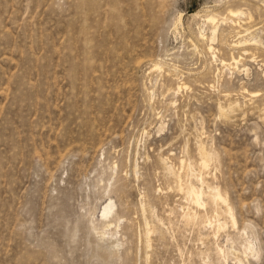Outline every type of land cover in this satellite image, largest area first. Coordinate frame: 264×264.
Segmentation results:
<instances>
[{
	"label": "rangeland",
	"instance_id": "obj_1",
	"mask_svg": "<svg viewBox=\"0 0 264 264\" xmlns=\"http://www.w3.org/2000/svg\"><path fill=\"white\" fill-rule=\"evenodd\" d=\"M0 264H264V0H0Z\"/></svg>",
	"mask_w": 264,
	"mask_h": 264
},
{
	"label": "bare ground",
	"instance_id": "obj_2",
	"mask_svg": "<svg viewBox=\"0 0 264 264\" xmlns=\"http://www.w3.org/2000/svg\"><path fill=\"white\" fill-rule=\"evenodd\" d=\"M244 13L241 11V10H237V11H232V10H229L228 11V15L230 17H239L240 15H243ZM214 20L215 18L214 17H209L207 19V22L209 23H214ZM232 21V20H231ZM234 23V22H232ZM217 26L214 25L212 26V36L211 38L209 39V41L211 42L210 45L207 46V51L209 52V54L211 55V57L213 58L214 60V50L212 48V42L215 40L216 38V34H217ZM236 34H240L239 32H237ZM251 35V34H250ZM247 36V35H246ZM246 36H237V40L236 41H232L231 44L229 45V48L231 50L233 49H240L241 51H243V53H246L248 50H247V47H244V46H247V44L249 42H254V43H257L259 42L258 40H256V37H249L247 38ZM205 36L203 35V32L199 33V38L202 40V39H207L206 37L204 38ZM214 53V54H213ZM240 58H236L234 56L231 57V63H225V60H220V63L222 65H236L237 66V63L239 62ZM161 64L160 63H156L154 64V68L160 66ZM237 69V68H236ZM182 87H184V84H179L177 86V88H175V90L179 91ZM197 149V148H196ZM197 154V153H196ZM198 154L200 156V163L197 165L198 166V172L196 173H193V179L196 180V181H200V186L198 185L197 182H195L196 184L192 183V182H189L187 183L188 181H186V183H183L182 180L183 179V174L178 171L177 169V173H176V184H177V190L178 191H181L183 192L184 195H186L185 197H187L189 200L190 203H192V205H194L196 208H200L201 206H209L211 210H213V212L215 213H218V208L219 210L222 211V213L224 214L225 217H228L232 224L235 225L236 222L235 220L232 218V214L230 213V208L226 202V196L224 193H222L216 186H209L208 183H205L203 180H202V174L203 172H205V169L208 167V160H207V157H206V153L204 151V149L202 148H199L198 149ZM180 165H181V169L180 170H187L189 171L190 168H191V164L190 163H187L185 164V161H181L180 162ZM136 167V166H135ZM184 172V171H183ZM173 178V177H172ZM192 181V179H191ZM206 184V185H205ZM197 185V186H195ZM204 185L206 186L205 189H204ZM182 194V195H183ZM188 202V203H189ZM191 205V204H190ZM207 206V207H208ZM114 204L111 200H109V202L107 204H105V206H103V209H102V213H101V218H103L106 222V219L110 216V214L112 213L113 209H114ZM224 209V210H223ZM142 211L144 212V209L142 208ZM184 220L186 223H190L192 221H195V219L197 218L196 215H193L190 211L188 212H184ZM233 213V212H232ZM196 214V213H195ZM111 222V221H110ZM110 222H106V226H109L110 227ZM148 226V224H147ZM217 229L220 228L221 229V224H219V222L217 223L216 225ZM152 231L153 229H151V227L146 230L145 232V237H144V245H145V250H146V260H147V252H148V249L150 248L151 246V234H152ZM141 240V239H140ZM218 250V253H221L223 254L222 250L217 248ZM248 252H252V248L251 247H248L245 249V253L247 254ZM225 258V257H224ZM238 261V260H237ZM238 263V262H237ZM240 263V262H239Z\"/></svg>",
	"mask_w": 264,
	"mask_h": 264
}]
</instances>
